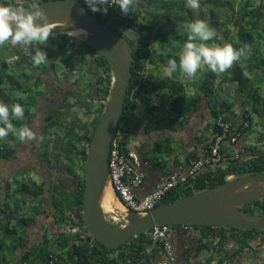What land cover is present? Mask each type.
Masks as SVG:
<instances>
[{
  "label": "trees",
  "instance_id": "1",
  "mask_svg": "<svg viewBox=\"0 0 264 264\" xmlns=\"http://www.w3.org/2000/svg\"><path fill=\"white\" fill-rule=\"evenodd\" d=\"M0 3L24 6L32 4L33 0H0ZM110 3L111 0H106L104 6L107 7ZM134 8L135 12L128 15H123L118 7L111 6L106 14L102 11L95 14L100 22L121 34L120 28H125L124 33L133 46L131 82L115 134L121 132V142L129 146L133 134L142 128L145 136L154 140L143 154L138 147L142 160L151 167L160 158L163 159V154L175 150L170 135L157 138L152 132L160 128L171 131L186 126L197 103L218 89L225 87L229 93H236V89L244 94L245 91L252 92L255 89L251 88L253 85L261 86L258 80H261L259 77L263 78L259 73L264 72V57L255 60L246 55L224 73L199 71L192 79L181 74L179 69L175 73L165 71L169 58L175 57L178 60L187 39L188 25L195 20L206 21L213 31V37L207 44L222 46L230 43L234 48L246 44L248 54L262 49L264 51V46L257 45L260 40H264V0H200V8L195 13L185 7V0H134ZM50 32L52 34L44 45L36 43L28 47H17L5 43L0 46V100L10 105L21 103L26 115L46 92V80L37 72L48 71L52 55L60 53L58 62L55 63L59 69L86 66L87 92L93 91L98 96L101 94L104 100L94 107L91 106L92 102L88 103L95 112L94 121L82 128L75 116L70 124L60 123L63 114L59 109L47 117L50 121L47 124L48 132L51 133L53 128L57 136H66L62 143L64 149H77V159L83 168L93 133L111 90L113 75L107 58L89 40L78 41L74 36L59 30ZM256 36L258 39H255ZM67 44L70 46L66 47ZM40 47L47 53L48 61L37 68L32 65L30 57ZM188 89L195 92L199 89L192 94L196 95L192 98L194 108L189 103L191 98L187 97ZM253 95L258 96L257 92ZM223 100L221 109L213 113L216 118V135L222 133L218 119L221 117L229 122V110L233 105L232 101ZM13 124L20 127L25 122L13 120ZM85 138L86 146L82 143ZM47 141L48 139L43 138V144H46L43 153L45 156L49 148ZM22 148L23 145L11 135L0 139V159H16ZM243 152H239L238 158L230 159L224 166L203 169L185 187L178 186L169 190L156 207L221 184L231 175L237 177L264 172V149L251 146ZM191 158L202 157L195 154ZM76 177L80 179L76 191L73 183L68 184L72 189L67 187L63 191L56 184L50 191L49 201L43 198L38 200V196L42 195V187L37 190L35 180L30 175L29 180L0 182V264H147L154 257H162L163 243L154 242L149 237L148 230L140 235L139 243L134 241L137 236L133 235L118 248H109L94 239L83 215L85 175L83 172L77 173ZM241 207L255 214H264V197ZM42 213L47 218L54 219L53 233L45 227L37 239L31 240L28 226ZM170 225L202 227L207 236H213L207 248L215 252V255L207 260V264L216 257H219V261L216 259L218 262H225V256L221 253L229 239L234 244L225 252L227 258L243 252L246 247L250 248V241H256L264 234V229L225 226L223 234L217 237L221 226L182 223ZM241 261L242 256L238 262Z\"/></svg>",
  "mask_w": 264,
  "mask_h": 264
},
{
  "label": "water",
  "instance_id": "2",
  "mask_svg": "<svg viewBox=\"0 0 264 264\" xmlns=\"http://www.w3.org/2000/svg\"><path fill=\"white\" fill-rule=\"evenodd\" d=\"M36 2L46 12L48 26H53L51 30L60 25L84 30L86 40L107 58L113 75L109 96L83 164V215L94 239L109 248H118L133 235L137 236L134 241L139 243L140 235L155 225L178 223L217 225L221 226V232L225 226L264 229V214H255L241 207L264 197V172L228 178L221 184L180 197L144 214L127 208L125 214L121 213L125 224L114 225L108 219L102 201L110 182L111 142L124 111L131 82L133 46L123 34L100 22L83 0Z\"/></svg>",
  "mask_w": 264,
  "mask_h": 264
},
{
  "label": "crops",
  "instance_id": "3",
  "mask_svg": "<svg viewBox=\"0 0 264 264\" xmlns=\"http://www.w3.org/2000/svg\"><path fill=\"white\" fill-rule=\"evenodd\" d=\"M262 74L264 76V72ZM259 79L263 80L264 78L259 77ZM235 92L236 93H229L228 89L225 87L221 88V90L218 89V91H215L214 93L203 97L197 107H195L196 110L192 114L190 122L186 126L171 131L160 128L159 130L151 133L157 135V138L170 135L172 139V145L175 142L177 143L173 145V147H175L174 151L163 154V159L160 158L159 162L152 165L151 167H149L142 160V170L145 173V179L141 186L133 189L135 195L138 198L156 189L157 186L163 183L166 178H168L169 175L174 171L186 172L188 170L190 161L195 159L191 158L192 155L199 154L200 157L205 156V154L207 153V145L216 135V118H214L213 113L215 110L221 109V103L222 101H224L223 99H227L228 101L233 102V105L229 110L230 130L228 137L224 140L223 143L224 152L228 156H231L235 153V151L245 152L250 147L249 145L244 144L245 134L249 130H251V127L253 125V117L250 110L252 109V111L256 114L257 120H259L264 131V109L257 107V100H254L253 104H250L248 100L249 98L244 99L242 97V93L236 91V89ZM195 121H197L199 124L197 125V128L188 130L190 125H192V123H195ZM246 123L248 125H245ZM192 127H194V125ZM200 132L204 133V136L200 137L198 134ZM237 133V141L231 143V136L236 135ZM134 136L136 138L134 146H136L137 150L139 147L142 154L151 147L152 142L154 141L153 139H149L147 136H145L144 130H142V128L138 129L136 133L133 134V137ZM261 140V146H263L264 132L262 133ZM179 147H181V149ZM259 149H264V147H259ZM185 186L186 184L184 185V187ZM113 194L116 198L117 196L115 195L114 190ZM116 200L119 201L117 198ZM205 231L206 230L202 227L170 225V231L168 233L169 240L171 241L172 247L175 250L177 259L181 264H207V260L209 258L211 259V257L215 255V252H212L209 248H207L212 242L211 240L213 239V236H207L208 234H206ZM221 234H223V231H220L217 237H219ZM232 242L233 241L229 239L225 249L222 250L221 255L225 256V262L222 260H220L221 262H218L219 257H216L215 260H210L209 264H225L227 261L229 262V264H240L238 261L240 259V256H242L243 254L242 252L233 255L231 258H227L225 255V252H227L228 249L230 250L231 246H233L234 243L232 244ZM213 243H216V241L213 240ZM161 258L162 257L160 255L154 257L152 261H158ZM242 264H247V262Z\"/></svg>",
  "mask_w": 264,
  "mask_h": 264
},
{
  "label": "clouds",
  "instance_id": "4",
  "mask_svg": "<svg viewBox=\"0 0 264 264\" xmlns=\"http://www.w3.org/2000/svg\"><path fill=\"white\" fill-rule=\"evenodd\" d=\"M83 2L93 13L102 11L106 14L110 6L118 7L123 15L135 12L134 0H111L107 7L104 6L106 0H83ZM185 7L195 13L200 8V0H185ZM48 23L46 12L36 0H33L28 7L0 3V44L10 43L17 47H28L36 43L44 45L52 34ZM81 31L83 33V30ZM212 37L213 31L206 21L195 20L190 23L187 27V39L180 50L178 60L175 57L169 58L166 62L167 71L175 73L179 69V72L189 79L196 77L199 71L224 73L233 66L234 62L248 54L246 44L239 48H234L230 43L222 46L214 43L207 44ZM30 59L32 65L38 68L47 63L48 55L40 47ZM24 118L25 108L21 103L16 102L10 105L0 100V139L11 135L21 144L35 139V133L29 125L16 127L13 124V120L23 121ZM231 177L234 176L231 175L228 178ZM112 218L114 219V216ZM122 218L125 220L123 216Z\"/></svg>",
  "mask_w": 264,
  "mask_h": 264
},
{
  "label": "flooded vegetation",
  "instance_id": "5",
  "mask_svg": "<svg viewBox=\"0 0 264 264\" xmlns=\"http://www.w3.org/2000/svg\"><path fill=\"white\" fill-rule=\"evenodd\" d=\"M120 31L128 39V37L124 33L125 28H120ZM69 46V44L66 45V47ZM59 55L60 53L51 56L52 58L49 61V69L47 72H37L41 75L42 78L46 80V92L43 97L38 99L37 104L30 109V112L26 114L24 118L25 124L32 127V125L34 124L40 125L38 119L41 115L43 120L41 122L39 136L35 138L34 141L42 146L43 138H50L52 143L49 144L48 148V153L50 152L52 154V157L50 158H41L42 156H44L43 153L46 146L43 145L42 149L39 150L40 146L38 145V161L41 160V162L43 163V172L41 171V164L36 163V165H33L35 176L37 177L34 178L36 188L37 190H39L40 187H42V195L38 196V200L39 198H43L44 200L49 201L50 191L52 190L53 186H56V184H59L60 189L63 191L67 190V187H69V183H73L75 190L77 187H79L80 181V179L76 177L77 173H84L83 168H81V163L77 159L76 153L78 150L75 149V152L70 151V149H64L62 143L65 142L66 136L64 138L57 136L53 128L51 130V133L48 132L47 124L50 121L47 120V117L56 109H59L63 114V118L60 120V123L70 124L73 120V116H75L77 118V121L80 122L82 119L80 116L82 112L84 114L87 113L86 107L88 106V103L95 101V106H99V103L102 104V102L104 101L101 94L98 96V94L93 93V91H90L91 93H88L87 86L85 89H81L80 86H77L79 81L87 83L86 72L88 71L86 69V66H81L80 68L75 67L74 69H71L70 67L59 69L56 67L57 64H55L56 62H58L57 58L59 57ZM70 77H73L72 85H70L68 81ZM83 91L85 92L81 99L76 98L75 102L70 101L71 94L76 96L77 93ZM68 103H70L71 105H78L79 107L73 113H70V111L68 110ZM77 111L82 112L80 114H77ZM90 111V113H93L95 115L93 109H91ZM41 113H43V115ZM86 141V138L82 140V143L85 146L87 145ZM80 156H82V154H80ZM72 171L76 175H73L74 173H72ZM69 188L72 189L71 187ZM34 225H36L38 229L37 231L40 234L42 232V229L45 230V227L50 233H53L55 222L54 219L47 218L42 213L39 214L36 221L29 226L34 227ZM260 237L261 238L257 239L256 241H250V248H244V251L242 252V261L240 264L246 262L247 264H264V234L260 235Z\"/></svg>",
  "mask_w": 264,
  "mask_h": 264
},
{
  "label": "built area",
  "instance_id": "6",
  "mask_svg": "<svg viewBox=\"0 0 264 264\" xmlns=\"http://www.w3.org/2000/svg\"><path fill=\"white\" fill-rule=\"evenodd\" d=\"M222 128V133L217 134L209 144V150L200 159H193L188 165L186 172L174 171L166 180L146 195L138 198L133 189L141 186L145 179L142 170L143 161L135 146L123 145L121 133L114 135L111 142L109 154L110 183L115 192L116 198L129 209L143 214L157 206L167 192L175 187L184 186L190 179L197 176L203 169L215 165H225L230 159L238 158L239 152L228 156L222 146L228 137L230 124L221 117L217 121ZM245 125H248L247 123ZM238 133L231 136L230 142L237 141ZM169 224L155 225L149 229V235L153 241L163 243L162 258L158 261H151L147 264H181L177 259L175 250L169 240Z\"/></svg>",
  "mask_w": 264,
  "mask_h": 264
},
{
  "label": "rangeland",
  "instance_id": "7",
  "mask_svg": "<svg viewBox=\"0 0 264 264\" xmlns=\"http://www.w3.org/2000/svg\"><path fill=\"white\" fill-rule=\"evenodd\" d=\"M54 27L56 28L55 30H59L62 33H66V34L74 36L76 39H78V41L86 40V35L77 36V35H73L70 32H68L70 30L69 26L60 25V26H54ZM58 28H60V29H58ZM255 39H258L257 36L255 37ZM257 45L258 46H261V45L264 46V40H260V42ZM247 55L251 56L252 58L257 60V59H259V57L260 58L264 57V51L262 49L260 51L251 52V53H249ZM165 71H167V69ZM259 74L263 75L262 73H259ZM263 78H264V76H263ZM68 81H69L70 85H72L73 84V77H70ZM258 81L260 82L261 86L258 87L256 85L255 86L253 85L251 88H253V89L255 88V89L252 92L245 91L244 94H242V97L245 99V97L247 96V98H249L248 100H249L250 104H253L254 100H257V104H258L257 107L258 108H263L264 107V79L263 80H258ZM77 86H80L81 89H85L86 86H87V83H84L83 81H79ZM198 91H199V89L196 92H198ZM84 92L85 91L77 93L76 96L71 94L70 95V98H71L70 101L71 102H75L76 98L81 99L82 96L84 95ZM196 92H195V90L192 91V90L188 89L187 97L191 98L190 99L191 102H189V103L191 104L192 108H194V104H192L194 102V99H192V98L194 96H196V95H192V94L196 93ZM255 92H257V95H258L257 97H255L253 95V94H255ZM210 99H211V97H210ZM187 103H188V101H187ZM199 103L200 102H198L197 105ZM95 104H96L95 101H93L91 106L94 107ZM68 106H69L68 110L70 111V113H73L79 107L78 105H71L70 103H68ZM92 107H90V106L86 107V109H87L86 110L87 111L86 114H84L82 111H77V114H80L82 112V114L80 115L81 118H82L81 121H80V127L81 128L84 125L92 123L94 121L96 115H94L93 113L89 112V110H91ZM250 111H251L252 117H253V125L251 127V130H249L245 134L244 144L245 145H249L250 147L254 146L256 148L264 147V145L261 146V143H262L261 137H262V133L264 132L263 128H262L259 120H257L256 114L252 111V109ZM41 114L43 115V113H41ZM134 118H136V117H134ZM70 119H71V115H70ZM42 120H43V118L40 115L39 119H38V122L40 123V125L34 124L31 127L33 129L34 133H35V138H37L39 136V130L41 128ZM193 125H194V127H192ZM197 125H199V124H198L197 121H195V123H192V125H190L188 130H192V129L197 128ZM78 128H79V126H78ZM177 129H179V128H177ZM177 129H175V130H177ZM119 133H121V132H119ZM198 134H199L200 137L204 136L203 135L204 133L200 132ZM47 139L48 138H46V140ZM47 142H48V145H49V143H51L50 138L48 139ZM134 142H136L135 136L131 138L130 146H134V144H135ZM175 143H177V142H175ZM175 143H173V145H175ZM38 145L40 146V148L38 147ZM43 145L46 146V144H43ZM42 146L40 144H38L37 142H35L34 139H33L31 141L23 143V148L19 150L18 158L11 159V160L0 159V173H1L0 174V182H4V183L11 182V183H14L15 179H19V180L26 179V180H29L28 179L29 175L32 178H35L36 176H35V170L33 169V167H34L33 165H36V163L41 164V166H42L41 171L43 172V163L41 162V160L38 161V159H39V157H38V148L40 150V149H42ZM179 148L181 149V147H179ZM180 149H178V150H180ZM44 157H49L50 158V157H52V154L49 152L46 156L44 155L41 158H44ZM37 182H38V179H37ZM112 216H114V217L116 216L118 219L114 220L112 218ZM122 216L123 215L121 213H119L118 211L114 212V213H111V214L107 213L108 219L114 225H118V226H121L122 224H125V222H126L125 220H123ZM28 230H29V235H30L31 240H34V239L38 238L39 232L37 231L38 229H37L36 225H34V227L33 226H29Z\"/></svg>",
  "mask_w": 264,
  "mask_h": 264
},
{
  "label": "bare ground",
  "instance_id": "8",
  "mask_svg": "<svg viewBox=\"0 0 264 264\" xmlns=\"http://www.w3.org/2000/svg\"><path fill=\"white\" fill-rule=\"evenodd\" d=\"M53 26H48L49 29H53ZM60 29V28H58ZM70 30L68 32H70L73 35H84L85 31L83 30L82 33V29H77L74 27H70ZM102 206L105 210V212L107 213H114V212H119V213H126L127 209L126 207L120 202L117 201L114 194H113V189L111 186V183L109 182V185L106 187L105 193H104V197H103V201H102ZM121 216V215H120ZM114 219L116 220L117 217L115 216ZM118 226V225H117Z\"/></svg>",
  "mask_w": 264,
  "mask_h": 264
}]
</instances>
